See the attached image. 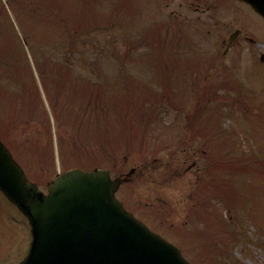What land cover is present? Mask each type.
<instances>
[{
	"label": "rangeland",
	"instance_id": "1",
	"mask_svg": "<svg viewBox=\"0 0 264 264\" xmlns=\"http://www.w3.org/2000/svg\"><path fill=\"white\" fill-rule=\"evenodd\" d=\"M208 1L0 0V73L17 78L0 77V138L43 192L65 169L133 170L117 199L191 264H264V65L243 39L223 54L253 33L248 9ZM28 241L0 195V264Z\"/></svg>",
	"mask_w": 264,
	"mask_h": 264
},
{
	"label": "water",
	"instance_id": "2",
	"mask_svg": "<svg viewBox=\"0 0 264 264\" xmlns=\"http://www.w3.org/2000/svg\"><path fill=\"white\" fill-rule=\"evenodd\" d=\"M243 1L264 19V0ZM119 182L103 169H72L43 194L0 142V191L27 218L32 237L19 264H189L124 210L114 198Z\"/></svg>",
	"mask_w": 264,
	"mask_h": 264
},
{
	"label": "trees",
	"instance_id": "3",
	"mask_svg": "<svg viewBox=\"0 0 264 264\" xmlns=\"http://www.w3.org/2000/svg\"><path fill=\"white\" fill-rule=\"evenodd\" d=\"M58 38L59 37H54L49 43H51V44H56L57 43V41H58ZM62 36H61V38H60V43H61V46H62ZM47 47H48V45H47ZM0 49H1V46H0ZM12 49H13V47H12ZM14 52H15V48H14ZM37 55V54H36ZM34 61V65H35V67H36V69L38 70V73H39V76H40V78L42 79V80H44V86H47L48 84L50 85V86H58L59 84H61L63 81H61V80H56V79H51L50 77H49V75L47 74V76H44V74H45V72L42 70V68L40 67V63H39V61H38V59H37V56H36V58L33 60ZM0 68H2V72H3V66H1ZM8 69V68H7ZM59 69V68H58ZM90 72V76H94L96 73H94V72H92V71H89ZM4 74H5V76L3 75V73H0V77H3V80H5L6 81V83L8 84V83H10V82H13L14 83V85L16 84L15 82H17V78H16V72L14 71V72H12V73H9V72H7L6 70H4ZM94 74V75H93ZM97 76H99V75H97ZM56 84V85H55ZM95 85V84H94ZM81 85L80 84H77V85H75V86H73L74 88H76V90L73 92L74 94H78V93H80V90H79V87H80ZM64 87H66V86H64ZM86 87L88 88V87H90L89 85L87 86L86 85ZM93 89H95V87H93ZM95 90H97V91H99L98 89H95ZM99 93V92H98ZM35 95L37 96V99H38V102L40 101V97H39V93H38V90H37V88H35ZM103 96H105V94L103 95ZM96 109V108H95ZM95 109L93 110V111H95ZM100 110L101 111H104V113L106 112V111H108L109 110V108H108V110H105V109H100L99 108V112H100Z\"/></svg>",
	"mask_w": 264,
	"mask_h": 264
},
{
	"label": "flooded vegetation",
	"instance_id": "4",
	"mask_svg": "<svg viewBox=\"0 0 264 264\" xmlns=\"http://www.w3.org/2000/svg\"><path fill=\"white\" fill-rule=\"evenodd\" d=\"M208 1V0H205ZM209 6H213V11L218 10L221 8V6L223 5H237V4H243L241 2H239L238 0H209L208 1ZM244 5V4H243ZM244 39H246L249 43H251L252 45H254V40L252 37L246 36L244 35V33H242L240 31L239 33ZM240 35L237 36V39L240 37Z\"/></svg>",
	"mask_w": 264,
	"mask_h": 264
}]
</instances>
